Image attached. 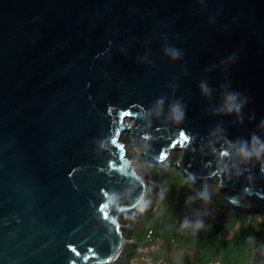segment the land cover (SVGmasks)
Instances as JSON below:
<instances>
[{
    "label": "water",
    "instance_id": "obj_1",
    "mask_svg": "<svg viewBox=\"0 0 264 264\" xmlns=\"http://www.w3.org/2000/svg\"><path fill=\"white\" fill-rule=\"evenodd\" d=\"M126 133L264 202V0H0V264L118 260Z\"/></svg>",
    "mask_w": 264,
    "mask_h": 264
},
{
    "label": "rangeland",
    "instance_id": "obj_2",
    "mask_svg": "<svg viewBox=\"0 0 264 264\" xmlns=\"http://www.w3.org/2000/svg\"><path fill=\"white\" fill-rule=\"evenodd\" d=\"M122 141L132 168L147 186L143 206L124 212L118 220L126 239L130 231L132 242L138 243L152 229L154 240L162 243L154 255L165 258L166 264L253 263L255 236L264 219L261 213L238 209L249 196L233 206L225 199L227 191L221 190L218 172L207 179L188 176L178 166L182 150L171 149L154 163L142 156L130 134H124ZM198 204L200 211L191 218L188 213ZM224 211L228 219L217 229Z\"/></svg>",
    "mask_w": 264,
    "mask_h": 264
},
{
    "label": "trees",
    "instance_id": "obj_3",
    "mask_svg": "<svg viewBox=\"0 0 264 264\" xmlns=\"http://www.w3.org/2000/svg\"><path fill=\"white\" fill-rule=\"evenodd\" d=\"M143 151V149H142ZM259 198L255 197V199H252L251 196H249L246 199V203L242 208H238L240 211H249V212H255V213H261L262 217L264 219V203L261 200H257ZM229 210V209H228ZM199 210V204L192 209L188 215L192 218L195 217L197 215ZM228 211H224L223 214L221 215V219L220 221L216 224V228H220L222 227L225 222L228 219ZM127 225V224H125ZM130 232V231H129ZM127 233L129 236V239H132L131 237V233ZM134 247H135V243H126L125 248L121 254L122 257H119L117 262H114L113 264H128L129 258L132 254V252L134 251ZM124 258V259H122ZM252 264H264V223L262 228H260L255 236V257L253 260Z\"/></svg>",
    "mask_w": 264,
    "mask_h": 264
},
{
    "label": "built area",
    "instance_id": "obj_4",
    "mask_svg": "<svg viewBox=\"0 0 264 264\" xmlns=\"http://www.w3.org/2000/svg\"><path fill=\"white\" fill-rule=\"evenodd\" d=\"M156 208L157 206L155 205L154 209ZM128 242L132 243V239H128ZM161 248L162 243L154 240V232L149 229L144 238L135 243L134 251L129 258L128 264H166L165 258L154 255V252L161 250ZM211 264H219V262Z\"/></svg>",
    "mask_w": 264,
    "mask_h": 264
},
{
    "label": "clouds",
    "instance_id": "obj_5",
    "mask_svg": "<svg viewBox=\"0 0 264 264\" xmlns=\"http://www.w3.org/2000/svg\"><path fill=\"white\" fill-rule=\"evenodd\" d=\"M177 55H178V53H176V52H172V56H173V58H175ZM205 90H206V89H205ZM229 99H231V100H235V97H230ZM158 103H162V101H161V102H158ZM234 108H235V111L239 112L240 105L237 104V105L234 106ZM228 110H229V111H232L233 108L230 107ZM108 111H109V114H111V112H112L111 107H109ZM172 111H173V113H174V119H175L176 121H180V120L182 119V117H183V110H182L181 106H180L179 104L174 105ZM129 114H130L129 112H122V113L120 114V115H121V120L123 119L124 116L129 115ZM181 132L183 133L184 131L181 130ZM254 139H255V138H254ZM113 142L115 143V138H113ZM142 149H143V148H142ZM68 247H69V248H73L72 245H69ZM70 264H74V262H70Z\"/></svg>",
    "mask_w": 264,
    "mask_h": 264
},
{
    "label": "snow or ice",
    "instance_id": "obj_6",
    "mask_svg": "<svg viewBox=\"0 0 264 264\" xmlns=\"http://www.w3.org/2000/svg\"><path fill=\"white\" fill-rule=\"evenodd\" d=\"M130 114H131V113H130ZM130 114H129V115H130ZM126 116H127V115H126ZM178 135H181V134L179 133ZM183 135L187 137L188 134L183 133ZM116 142H117V141H116ZM178 144H180L179 141H177L176 143H174V144H173V147H176ZM75 171H77V169H73V172H75ZM72 252L75 253L76 255H80V253L77 251L76 248H72ZM73 262H74V261H73Z\"/></svg>",
    "mask_w": 264,
    "mask_h": 264
},
{
    "label": "crops",
    "instance_id": "obj_7",
    "mask_svg": "<svg viewBox=\"0 0 264 264\" xmlns=\"http://www.w3.org/2000/svg\"><path fill=\"white\" fill-rule=\"evenodd\" d=\"M131 237H132V235H131ZM159 251H160V250H159ZM211 263H214V262H211ZM211 263H210V264H211ZM215 263H216V262H215Z\"/></svg>",
    "mask_w": 264,
    "mask_h": 264
}]
</instances>
